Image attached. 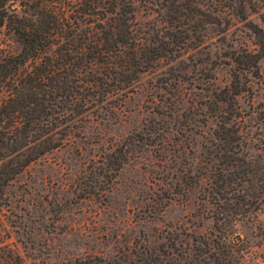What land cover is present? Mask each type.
I'll return each mask as SVG.
<instances>
[{
    "label": "rangeland",
    "instance_id": "1",
    "mask_svg": "<svg viewBox=\"0 0 264 264\" xmlns=\"http://www.w3.org/2000/svg\"><path fill=\"white\" fill-rule=\"evenodd\" d=\"M183 1L204 13L199 19L215 15L209 0ZM253 2L260 10L247 11L248 24L264 29V0ZM165 3L176 8L181 1ZM145 4L135 2L143 37L144 30L169 26L158 14L162 5ZM220 8L215 29L205 19L198 23L199 15L187 21L205 34L198 49L159 63L134 92L85 114L63 146L4 188L0 257L11 249L26 264L92 257L118 264H264V208L229 233L211 217V205L201 203L207 150L223 147V134L237 140V155L251 161L264 185V38L227 5ZM170 28L167 34L177 30ZM19 49L0 26V55ZM248 53L262 55L254 74L236 61ZM235 84L239 95L231 91Z\"/></svg>",
    "mask_w": 264,
    "mask_h": 264
},
{
    "label": "trees",
    "instance_id": "2",
    "mask_svg": "<svg viewBox=\"0 0 264 264\" xmlns=\"http://www.w3.org/2000/svg\"><path fill=\"white\" fill-rule=\"evenodd\" d=\"M136 1L0 0V26L20 43L18 51L0 55V197L32 162L63 146L85 114L105 110L114 99L134 92L142 75L159 63L181 61L198 49L205 34L199 25H189L190 18L199 15L198 23L205 19L215 29L221 23L220 6L227 5L264 38V29L248 24L247 11L260 10L253 0L220 6L218 0H209L208 12L215 15L207 19H199L204 13L195 14L186 1L172 8L168 0H141L151 10V5H162L165 10L158 14L169 24L142 31L146 37L138 36L135 27ZM210 7L217 10L211 12ZM170 27L177 30L167 34ZM247 57L236 61L254 74L262 55ZM231 91L239 95L242 88L235 84ZM218 137L224 146L219 144L212 154L207 150L209 170L202 178L208 179V187L201 203L207 201L219 229L231 233L238 222L254 219L264 208V185L251 161L237 155V140ZM0 264L26 263L10 249ZM67 264L118 263L92 257ZM216 264L231 263L224 259Z\"/></svg>",
    "mask_w": 264,
    "mask_h": 264
}]
</instances>
